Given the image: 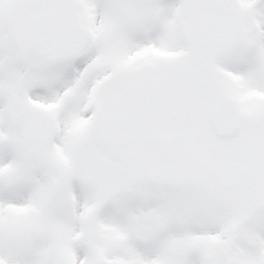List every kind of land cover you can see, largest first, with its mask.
I'll list each match as a JSON object with an SVG mask.
<instances>
[{
	"label": "snow or ice",
	"instance_id": "1",
	"mask_svg": "<svg viewBox=\"0 0 264 264\" xmlns=\"http://www.w3.org/2000/svg\"><path fill=\"white\" fill-rule=\"evenodd\" d=\"M0 264H264V0H0Z\"/></svg>",
	"mask_w": 264,
	"mask_h": 264
}]
</instances>
